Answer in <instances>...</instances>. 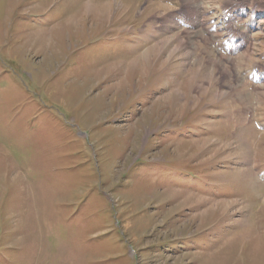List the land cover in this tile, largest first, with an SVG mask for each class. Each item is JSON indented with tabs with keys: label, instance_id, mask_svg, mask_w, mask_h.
I'll list each match as a JSON object with an SVG mask.
<instances>
[{
	"label": "rangeland",
	"instance_id": "rangeland-1",
	"mask_svg": "<svg viewBox=\"0 0 264 264\" xmlns=\"http://www.w3.org/2000/svg\"><path fill=\"white\" fill-rule=\"evenodd\" d=\"M231 1L0 0V264H264V17Z\"/></svg>",
	"mask_w": 264,
	"mask_h": 264
}]
</instances>
